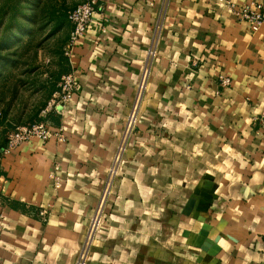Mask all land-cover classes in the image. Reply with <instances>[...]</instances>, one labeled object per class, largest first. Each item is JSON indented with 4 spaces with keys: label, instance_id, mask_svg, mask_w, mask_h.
Instances as JSON below:
<instances>
[{
    "label": "crops",
    "instance_id": "0c3cea01",
    "mask_svg": "<svg viewBox=\"0 0 264 264\" xmlns=\"http://www.w3.org/2000/svg\"><path fill=\"white\" fill-rule=\"evenodd\" d=\"M161 5L97 0L67 59L79 88L63 116H49L65 141L31 139L2 161L10 199L48 214L0 206V264L75 261ZM147 81L89 264H193L182 233L195 228L196 187L197 203L212 197L221 264H264V25L252 31L217 0H167Z\"/></svg>",
    "mask_w": 264,
    "mask_h": 264
},
{
    "label": "rangeland",
    "instance_id": "374dc122",
    "mask_svg": "<svg viewBox=\"0 0 264 264\" xmlns=\"http://www.w3.org/2000/svg\"><path fill=\"white\" fill-rule=\"evenodd\" d=\"M82 1L0 0V206L8 201L15 202L23 213L38 220L47 219V207L26 202L23 198L10 199L4 188L6 181L9 180L2 167L3 159L9 154V152H4L6 136L12 127L30 123L37 118L39 111L56 89L60 76L67 73V58L61 52V46L70 28L67 15L70 9ZM145 91L146 87L142 99ZM139 109L134 130L126 144L122 164L103 205L100 222L86 251L83 264H89L99 231L103 227L107 204L124 163L129 141L137 129ZM107 169L98 198L88 217L76 259L72 264L76 263L87 239L90 219L94 215L105 186ZM202 189V187L194 189L189 201L191 207H188L186 211L187 215L196 222L195 228L185 230L182 236L190 247V254L194 258L193 264H221V259L217 255L222 250L219 240L223 238V234L213 233L214 225L208 214V204L212 197L210 199L208 196L202 204L197 203V195L202 193ZM209 192L210 195L213 194V191ZM42 211L45 213L41 214ZM1 218L2 214L0 213V220Z\"/></svg>",
    "mask_w": 264,
    "mask_h": 264
},
{
    "label": "built area",
    "instance_id": "2783aa9c",
    "mask_svg": "<svg viewBox=\"0 0 264 264\" xmlns=\"http://www.w3.org/2000/svg\"><path fill=\"white\" fill-rule=\"evenodd\" d=\"M166 1L167 0H162L161 12L159 13L154 26V34H152L150 46L145 53V61L141 75L136 84L133 103L124 121L114 155L107 169L104 189L94 215L90 219L87 239L75 264H83L84 262L86 251L88 250L93 234L100 222L103 205L107 200L113 180L118 174L122 164L127 141L134 130L137 112L141 103L143 91L147 84L150 67L154 57L156 56V46L158 43V36L162 24V15L164 14ZM217 1L220 5L233 13L236 20L247 23L252 31H257L264 25V4L262 2L251 1L243 4H235L231 0ZM96 4L97 0H83L68 11L70 28L61 46V52L67 59L71 57L77 40L84 35L86 27L91 21V16L95 10ZM150 4H152V2H150ZM218 83L221 86H228L230 84V78L220 75L218 77ZM78 88L79 84L74 73L67 72L62 74L59 78L56 89L39 111L37 118L30 123L18 124L14 126L7 133L4 152H10L19 144L31 139H39L40 141L45 142L50 137H54L57 142H64L65 135L63 132V126L53 125L49 116L50 114L63 116L66 112V107L69 101ZM52 182L54 186H59L61 184V179L58 175H52ZM40 213L43 214L45 211Z\"/></svg>",
    "mask_w": 264,
    "mask_h": 264
},
{
    "label": "trees",
    "instance_id": "16d2710c",
    "mask_svg": "<svg viewBox=\"0 0 264 264\" xmlns=\"http://www.w3.org/2000/svg\"><path fill=\"white\" fill-rule=\"evenodd\" d=\"M67 19H68V15H67ZM69 22V21H68ZM35 120V119H34Z\"/></svg>",
    "mask_w": 264,
    "mask_h": 264
},
{
    "label": "water",
    "instance_id": "95a60500",
    "mask_svg": "<svg viewBox=\"0 0 264 264\" xmlns=\"http://www.w3.org/2000/svg\"><path fill=\"white\" fill-rule=\"evenodd\" d=\"M190 200H191V199H190ZM205 200H206V199H205ZM209 200H210V199H209ZM208 203H209V202H208ZM208 203H207V204H208ZM206 207H207V206H206Z\"/></svg>",
    "mask_w": 264,
    "mask_h": 264
}]
</instances>
